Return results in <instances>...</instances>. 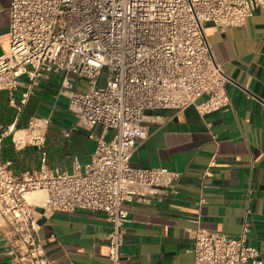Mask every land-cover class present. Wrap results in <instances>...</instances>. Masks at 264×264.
<instances>
[{"label":"built area","instance_id":"obj_1","mask_svg":"<svg viewBox=\"0 0 264 264\" xmlns=\"http://www.w3.org/2000/svg\"><path fill=\"white\" fill-rule=\"evenodd\" d=\"M257 8L264 9V0H9L0 90L7 91L16 119L38 79L55 72L76 122L113 130L109 138L96 136L89 159L82 165L74 159L69 172L46 163L48 114L28 116L24 127L12 122L0 133V139L10 133L16 148L40 150L35 170L14 172L0 161V218L10 225L17 264H49L36 237V207L47 214L102 211L108 263L121 264L123 204L158 189L173 191L178 175L162 165L129 163L154 121L147 112L191 105L204 115L231 108L229 78L213 58L204 28L240 25ZM79 78L84 89L75 88ZM214 163L212 156L202 173ZM33 191L42 192L39 203L28 199ZM247 231V223L237 235L195 229L192 264H263Z\"/></svg>","mask_w":264,"mask_h":264},{"label":"crops","instance_id":"obj_2","mask_svg":"<svg viewBox=\"0 0 264 264\" xmlns=\"http://www.w3.org/2000/svg\"><path fill=\"white\" fill-rule=\"evenodd\" d=\"M9 0H0V54L8 48ZM205 36L216 62L229 78L231 108L199 115L193 106L148 111L155 115L148 135L136 142L134 166L162 165L178 172L173 191L126 201L121 264H192L197 229L237 235L247 223V239L264 264V9L257 8L237 26L222 30L207 24ZM79 78L76 89H84ZM204 96L198 97L197 101ZM50 116L43 149L49 167L71 171L89 159L94 138L113 130L79 125L66 107L60 74L41 76L16 119L8 93L0 90V133L24 127L30 115ZM215 163L207 174L210 157ZM40 150L16 148L10 133L0 139V161L14 172L35 170ZM200 198L202 199L200 201ZM33 203H39L31 200ZM36 237L49 264H109L102 211L75 209L43 213L35 208ZM10 225L0 218V264H17L10 252Z\"/></svg>","mask_w":264,"mask_h":264},{"label":"bare ground","instance_id":"obj_3","mask_svg":"<svg viewBox=\"0 0 264 264\" xmlns=\"http://www.w3.org/2000/svg\"><path fill=\"white\" fill-rule=\"evenodd\" d=\"M41 198H42V192H40V191H33V192H30L28 194L29 200H34L36 202H40Z\"/></svg>","mask_w":264,"mask_h":264},{"label":"rangeland","instance_id":"obj_4","mask_svg":"<svg viewBox=\"0 0 264 264\" xmlns=\"http://www.w3.org/2000/svg\"><path fill=\"white\" fill-rule=\"evenodd\" d=\"M104 75H105L104 72H101L100 77L103 78Z\"/></svg>","mask_w":264,"mask_h":264}]
</instances>
